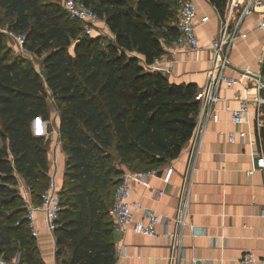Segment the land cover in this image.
I'll list each match as a JSON object with an SVG mask.
<instances>
[{"label":"trees","instance_id":"16d2710c","mask_svg":"<svg viewBox=\"0 0 264 264\" xmlns=\"http://www.w3.org/2000/svg\"><path fill=\"white\" fill-rule=\"evenodd\" d=\"M82 1L105 18L113 40L76 39L79 22L51 0H0V207L11 208L0 211V227L9 238L7 251L19 252L18 264H45L25 219L16 175L39 202L49 181L50 141L34 135L31 122L49 120L48 96L56 100L66 153L54 230L59 264H113L109 208L122 166L155 169L179 155L195 128L198 86L169 82L145 68L164 53L162 39L177 37V9L166 0ZM210 3L223 17L227 0ZM3 28L24 34L28 51L45 52L44 80L28 59L13 55ZM114 140L118 161L105 152Z\"/></svg>","mask_w":264,"mask_h":264},{"label":"crops","instance_id":"0c3cea01","mask_svg":"<svg viewBox=\"0 0 264 264\" xmlns=\"http://www.w3.org/2000/svg\"><path fill=\"white\" fill-rule=\"evenodd\" d=\"M193 1L199 15L207 14L210 17L209 22L197 30L200 50L179 49L170 40L162 39L164 53L145 68L161 72L169 82L195 83L199 89L210 67V54L206 47L219 28L218 16L230 31H235L244 0H227L223 17L210 0ZM259 22L260 16L257 14L242 18L231 44L232 67L248 69L257 74L259 57L264 50ZM104 26L108 30L106 24ZM109 34L110 40H113L110 31ZM138 58L143 60L139 55ZM169 60L173 61L171 73L164 74L162 70ZM228 73L235 75L232 71ZM238 90L221 89L219 96L223 99L211 105L218 112L217 121L208 119L199 109L192 136L183 144L176 158L156 167L157 172L147 175L143 182L130 181L132 200L153 209L161 217L156 227L158 235H138L131 229L113 233L116 250L113 264H239L245 253L264 259V217L261 212L264 205V170L254 166L252 153L256 147L250 145L247 138L236 137L234 142L228 141L229 133L255 129L254 112L251 109L250 125L241 126L233 124L223 109L225 104L237 108L239 104L234 97ZM59 120L58 117L55 121L57 130ZM43 130L39 119L31 122L34 135L39 136ZM56 136L53 134L46 139L51 143ZM194 146L198 152L187 197L185 223L180 229L179 245L171 249V239L165 234L175 230L174 219L181 203L182 176ZM58 162L56 175L58 185L62 187L66 162V153L62 149L58 152ZM166 166L173 167L169 183H164L162 179ZM122 169L128 170L125 166ZM249 171L253 172L248 174ZM16 177L19 185L25 183L20 175ZM157 191H163V195L156 197ZM141 216L140 212L135 213L136 219ZM37 227L39 236L35 241L43 262L59 264L55 256V236L45 230L41 213H37Z\"/></svg>","mask_w":264,"mask_h":264},{"label":"built area","instance_id":"2783aa9c","mask_svg":"<svg viewBox=\"0 0 264 264\" xmlns=\"http://www.w3.org/2000/svg\"><path fill=\"white\" fill-rule=\"evenodd\" d=\"M60 5L67 14V16L75 21H78L84 36H98L104 34V30L99 26L100 17L91 8L86 6L82 0H60ZM257 14L260 16L259 28L263 31L264 43V0H244L242 10L240 12L238 23L235 24V31H230L228 25H225L218 16L219 28L214 37L209 41L206 50L210 54V67L205 72V81L198 89L196 99L199 101L200 111H204V115L213 121L218 120V112L211 108V105L219 100H222L219 93L222 88L239 89L234 99L238 101L237 108H232L225 104L224 111L229 114L230 121L235 125H250V111L253 109L255 129L241 130L236 133L228 134V141L234 142L235 138H247L250 145L255 146L256 150L252 153L254 158L261 155L258 161L257 168L264 170V151L261 146L260 129L263 127L264 117V84L256 79L245 74H240L234 70L230 63V49L231 44L235 38V32L243 17ZM209 15H199L197 5L193 0H182L177 8L176 16L173 25L176 28L178 35L171 42L176 48L185 49L188 51L198 52L199 36L198 28L201 25L208 23ZM1 32L7 39L9 48L15 55L27 58L32 52L28 51L24 46L25 35L22 33L13 32L7 28L1 29ZM149 66V65H147ZM173 61L169 60L166 67L162 70L164 74L171 73ZM245 71L250 72L248 69ZM42 71V70H41ZM232 71L235 75H230L228 72ZM40 77L44 80L43 73L37 71ZM259 75V74H258ZM263 76V75H262ZM264 77V76H263ZM47 102L49 107L53 110V115L49 120L43 121L38 118L44 130L39 134L40 137H51L57 134L54 141L50 143V157H48L49 165V181L47 187L41 193L40 201L35 203L31 197V190L26 183L17 185L19 195L22 199L25 209V219L30 230L31 237L37 238L39 236V229L37 227V213L42 214L45 230L54 234L57 228L58 216L61 210L60 192L61 187L57 181L58 169V152L62 148V141L59 137L57 128H53V123L59 117V112L55 99L48 96ZM203 114V113H202ZM203 116V115H202ZM52 127V131L48 130V126ZM57 127V126H56ZM59 127V126H58ZM198 149H191L185 171L182 176L181 183V203L178 209V215L174 219L175 230L173 233H166L171 239V249H175L176 244L179 245L180 229L185 223L184 215L186 211L187 197L190 187L192 185V174L195 169V161ZM48 155V153H47ZM51 171H54L51 173ZM156 169L149 171H130L125 170L119 177V182L115 187L112 204L109 208V215L113 223V233H123L127 229L138 235L148 237H155L158 235L156 227L160 222L159 214L148 207L143 206L139 201L132 200V192L130 181L136 180L143 182L147 175L156 173ZM253 171H249L251 174ZM173 175V167L166 166L162 171V179L164 183H169ZM163 191H157L156 197H161ZM140 212L141 218L136 219L135 213ZM264 217V205L261 208ZM0 264H16L12 261H6L0 257ZM239 264H264V259H257L251 253H245Z\"/></svg>","mask_w":264,"mask_h":264},{"label":"rangeland","instance_id":"374dc122","mask_svg":"<svg viewBox=\"0 0 264 264\" xmlns=\"http://www.w3.org/2000/svg\"><path fill=\"white\" fill-rule=\"evenodd\" d=\"M51 1L60 5V0H51ZM166 1L169 3L171 9L175 12L182 0H166ZM99 17H100V22L98 24L102 28V30H104L105 32H104V34H101L98 36L100 37L101 42L105 44L108 41H110L111 36L109 34V30H106V28L104 26L106 24L105 18L101 17V16H99ZM2 27H4V26H2ZM83 37H84V35L81 32L80 28L77 25H75V38L81 39ZM6 43H8L7 40H6ZM263 47H264V43H263ZM68 52L70 54H73V44L69 47ZM13 55H15V54L13 53ZM44 55H45V52H42L40 55L32 53V54L28 55L26 59L29 60V62L33 65V67L36 71L42 72L41 71L43 69L42 68V59H43ZM259 58H260V61H258L259 67L257 68L256 72H257V74H261L264 76V50H263L262 54H260ZM55 103H56V100H55ZM49 111H50V118H51L53 113L51 112L50 107H49ZM52 123H53V128L56 129L55 123L53 121H52ZM48 130L52 131L51 125L48 126ZM0 142H1V140H0ZM10 209L11 208H8L6 206L0 207V211H2V213H7L8 211H10ZM7 239H9V238H7V236L4 234L3 228L0 227V257L7 258L8 261H12V262L18 264L19 257H20L19 252L18 251H14V252H8L7 251V246H6L7 245V242H6ZM3 241L5 244L4 243L2 244ZM9 241H10L9 243L11 244V247H14L12 240H9Z\"/></svg>","mask_w":264,"mask_h":264},{"label":"water","instance_id":"95a60500","mask_svg":"<svg viewBox=\"0 0 264 264\" xmlns=\"http://www.w3.org/2000/svg\"><path fill=\"white\" fill-rule=\"evenodd\" d=\"M233 68L238 73L248 75L249 77H252V78L256 79L257 81H259L260 83L264 84V77L261 74H259V75L258 74H254V73L245 71L244 69L237 68V67H233ZM37 119L38 118L34 119L33 121H35ZM33 121H32V123H33ZM0 144H1V142H0ZM105 152L108 155H110L113 158L114 161H118L119 160V153H118L117 148H116L115 140L113 141V144H112V146L110 148L105 149ZM260 158H261V155H258V156H256L253 159L255 167H257L258 161H259Z\"/></svg>","mask_w":264,"mask_h":264}]
</instances>
